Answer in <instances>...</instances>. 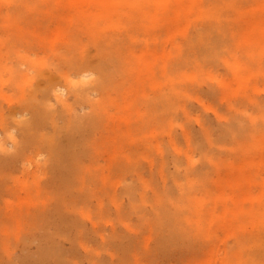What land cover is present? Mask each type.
I'll return each mask as SVG.
<instances>
[{"label":"bare ground","instance_id":"6f19581e","mask_svg":"<svg viewBox=\"0 0 264 264\" xmlns=\"http://www.w3.org/2000/svg\"><path fill=\"white\" fill-rule=\"evenodd\" d=\"M23 1L26 3L32 2V0ZM220 1L222 4L216 5L207 12L210 16H214L213 19L215 20H212L206 29L200 30L197 37L190 38L188 41V46L195 49L196 55L190 58L184 53L181 62L176 66L175 74L182 71V62L188 65L193 60L197 67L201 69L204 67L203 63L211 62L214 64L219 60L220 57L218 56L222 53V45H220L222 39L220 36L223 33H229L230 30H235L234 22L230 18L228 19L227 15L231 11H239L240 16L248 12L246 10L247 12L242 13L241 0ZM77 2H84L89 6L85 11L87 25L84 29L90 37V42L84 44L81 48L79 57L81 62L73 60L69 52H59L57 54L58 59L69 68L64 69L61 66L55 67V65H52L47 69L46 65L48 63L45 58H30L24 55L25 61L36 67V72L40 74L41 81L33 86L34 77L30 76L32 73H22L21 70H18L15 74L9 75L14 77L7 85L4 84L5 81L1 82L0 131L2 130V133L0 136L3 137H0V246L1 249L8 247V241L12 239L20 243L19 233H22L21 230L26 231L27 228V232L22 233L26 236L29 235L26 241L30 240L34 246L35 242L32 241L39 242V247H36L38 250L33 251V253L35 252L33 255L23 258L18 263L8 257L7 262L2 261L0 264H103L101 258L104 252H108L111 247L116 246L120 237L115 224H113L112 234L105 242L103 229L98 226L99 221H96V219L103 218L108 214V209L104 205L105 199L108 198L115 208V220L117 221L120 217L118 211L120 206L119 176L122 173L139 171L143 165L141 160H148L149 153L155 147L159 149L158 145L154 146L152 143V136L158 133H156V130L150 129V126L153 122L164 126L166 116L169 113L171 116L175 114L177 110L172 112L174 107H184V97H190L192 92H185L184 96L182 90L176 87V75L170 73L167 64H163L160 70V80L162 79L163 83H166V80L169 83L172 82L175 89L168 94L160 92L154 98L148 100V103L145 102L148 109L139 113L141 119L146 120L143 126H140L139 130H133L129 127L127 133H125V139L122 140L119 122L128 123L127 117L124 118V116L108 112L107 104L113 102L110 90L114 86L115 79L119 80L123 76L119 71L120 65L124 63L128 52L131 51L130 39L133 38L131 31H127L128 25H126L125 30H121V26L129 23V19L123 21L121 19L110 20V18L112 14L118 12L123 14L129 8L134 10L142 4L139 0H136V2L131 0V3L128 0H77ZM181 2L182 0L179 4ZM92 6L97 9L92 10ZM28 8L34 11L33 8ZM198 8L201 7L198 6ZM189 9V11L193 10L194 6H190ZM262 11L264 12V9ZM250 12L256 13L259 11L253 9ZM20 18L19 16V20ZM22 18L37 20L36 17H26L24 15H22ZM242 18L245 19V16ZM152 19L154 23H157V17ZM102 20L106 24H103ZM242 25L245 28V33L241 40H236V45L243 42L250 47L254 46L257 40L264 39L263 35L259 36L258 39L255 38V30L261 28L260 19L244 22ZM19 27L21 29L17 28L12 33L11 44L36 47L40 43L33 37V33L30 34L25 31L24 25ZM75 42V38L69 42L72 46L69 45L68 51L74 46ZM90 43L96 46L99 54L95 72L88 69L81 70L91 65L87 53ZM226 45L230 46V43H224L223 51L227 47ZM259 45L262 46V44ZM178 48L179 54H182L183 48L181 46ZM263 51L264 47L261 49V52ZM251 54H254V52ZM19 56L21 57L22 54L19 53ZM135 57L137 58V64L136 67L131 69V74L135 72L139 77V82L142 81L144 74H147L150 80L155 79L156 66L147 67L150 63L143 55ZM133 59H127L128 63H131ZM4 61L0 55V66L3 65ZM163 62H166V59ZM76 68L80 70L78 73L70 72V69ZM60 76L70 85H79L90 78L94 81L93 87L102 92L100 98L96 97L95 99L92 97L94 91H91L93 89L91 86L83 85L76 89L78 97L89 104L92 112L77 115L75 112L76 106L73 107L64 98L66 89L58 81ZM177 77L180 81L187 80V77L190 82L196 80L195 75H188L185 72L178 74ZM6 87L14 90L20 88V96L16 98L8 94L10 90H6ZM223 87L226 89L223 94L226 95V91L230 88H228L226 82L223 83ZM29 88H31V91L29 90L30 93H27L26 90ZM233 93L236 95L237 91ZM51 94L56 100H61L66 105V111L56 110L52 105L49 108L47 107V101ZM174 97L177 99V103H175ZM2 101L7 102L9 107L17 104L18 108L6 110ZM252 101H254L253 98L247 94L241 100H234L229 103L231 109L236 107L238 108L237 113L239 111L241 113L236 114L237 116H234L228 123L220 124L219 132L216 134L219 135L215 139L209 130L205 131L206 136L209 137L210 145L226 146L235 141L243 146L241 150L244 154H250L256 147L260 146L264 136L263 133H260L259 119L250 116V123H247L243 118V114L247 116L245 112L246 105ZM83 106L80 105L81 108ZM124 108L130 111L132 103L127 104ZM26 110L29 111V114L21 117V114H24L23 112ZM184 111L187 113L186 109ZM258 111L264 121V104H258ZM105 119L106 123L104 122ZM108 120H110V124ZM48 127L50 131L47 130ZM127 142H136L139 145L135 146L130 143L133 150L127 152L123 148L127 145ZM169 144L177 154L186 156L190 166L184 164L185 160L183 161L180 157H174L175 172L172 173L171 177L179 191V195L175 196L172 190L164 189L163 195L157 198L158 207L155 208L154 215L147 218L152 236L155 237L159 233L157 249L150 250L139 258L138 248L130 244V246L122 248L126 255L119 264H127L131 257L135 259L136 264H141L145 260L159 261L158 258L164 256L170 246L180 250V247H183L181 239L192 240L199 234L205 235L203 231L205 226L202 225V220L206 209L207 211L210 210L209 203L213 204L212 208H216L218 204L223 206L225 215L221 218L222 221H228L230 201L242 208L244 219L248 214L245 205L249 203L251 208L249 212L255 220L252 222L254 228L247 236L249 237L248 242L244 241V237L239 240L235 252L237 260L236 262L231 260L229 264H264L260 257V247L264 239V189L259 196L253 197L251 187L256 184L249 179L250 175L241 170L240 174L248 178L247 184L243 188H240V185L232 188L234 192L244 189L246 193L241 192V197L234 193L232 195L227 194L225 190L221 191L220 196L214 198L213 201L200 197L199 193L207 191V183L209 180L212 181L213 170L220 168L218 161L214 162L216 153L212 148L211 150L205 149L203 157L205 162H208L206 163L207 168H196L194 157L189 153H185L175 140L170 139ZM138 148L141 151L137 150ZM102 157L106 159H104L106 163ZM101 158L104 164H100L99 159ZM16 172H19L20 175ZM142 182L145 187L148 186L147 181ZM262 187L264 185H261ZM132 188L133 185L128 186L129 190ZM19 191L26 192V195L24 193L25 196H21ZM143 195L142 198L145 202L146 195ZM7 196H10L11 199L15 196L17 199L22 197L21 202L18 200L20 202L18 208L14 206V201L12 202L9 199L10 197ZM255 206H259V210L256 211ZM209 217L207 229L211 231L215 220L213 211L210 216L208 214V219ZM244 219L239 221V229L247 228L243 222ZM86 221L92 224L91 229H87L85 226ZM57 240L58 242L63 241L65 244L68 243L69 247L67 249L61 247L60 244L63 243L60 242L59 245H56L58 244ZM12 243L15 244V242ZM88 243H93L95 247L90 253L84 255L82 249L85 250ZM10 246L7 249L9 251ZM15 247L16 245L12 248ZM196 248L197 245L191 241L185 252H193ZM2 252L4 253V251ZM11 253L10 251V255Z\"/></svg>","mask_w":264,"mask_h":264},{"label":"rangeland","instance_id":"374dc122","mask_svg":"<svg viewBox=\"0 0 264 264\" xmlns=\"http://www.w3.org/2000/svg\"><path fill=\"white\" fill-rule=\"evenodd\" d=\"M128 1L131 3V0ZM133 1L136 2V0ZM139 2L142 6L134 8V10L129 8L123 14H119V12L112 14L110 18V20L121 19L123 21H128L129 19V23L122 25L121 30H125L126 25H128L127 31H131L133 38L130 39L131 51L128 52L124 63L120 65L119 71L123 76L119 80L115 79L113 82L114 86L110 90L113 102L107 104L108 112L124 116V118L127 117L128 123L119 122L122 140L125 139V133H127L129 127L133 130H139L140 126H143L146 120L141 119L142 117L139 113L145 112L148 109L145 102L148 103V100H151L160 92L168 94L175 89L172 86V82L169 83L166 80V83H163L162 79L160 80V70L163 64H167V69H169L170 73L176 75V87L182 90L184 96L185 92H192L190 97H184V107H174L172 112L177 110L175 114L171 116L169 113L166 116L164 126H161L157 122H153L150 126V129L156 130V133H158L152 136V143L154 146L158 145L159 149L155 147L149 153L148 160H141L143 165L139 171L122 173L119 176L118 192L120 206L118 211L120 217L117 221L115 220V208L111 205L108 198L105 199L104 203L105 208L108 209V214L103 218H95L97 222L99 221L98 226L103 229L106 238L105 242L108 241L109 236L112 234L113 224H115L120 236L116 246L111 247L108 252H104L101 258L103 264H119L121 259H124L126 255L122 248L130 246V244L138 248L139 258L150 250L157 249L159 233L155 237L152 236L150 225L147 224V218L154 215L155 208L158 207L157 198L163 195L164 189L172 190L175 196L179 195V191L171 177L172 173L175 172L174 157H180L183 161L185 160L184 164L190 166V162L186 159V156L177 154L170 146V139L175 140L185 153H189L194 157L196 168H207L206 163L208 162H205L203 157L205 149L211 150L212 148L214 153H216L214 162L218 161L220 168H216L217 170L215 171L213 170L212 181L209 180L211 182L207 183V191L199 193L200 197L213 201L224 190L227 194L232 195L234 193L238 197H241V192H245L244 189L237 192L232 190V188H236L238 185L241 186L240 188H243L247 184L248 178L240 174L241 170L250 175L249 179L256 184L251 187L253 197L259 196L264 189V187L261 188V185H264V138L260 146L256 147L254 151L250 154H244L241 150L243 146H240V143L234 141L226 146L210 145L209 137L205 134V131L209 130L215 139L219 135L216 134L219 132L220 124L228 123L234 116L241 113V111L237 113L238 108L236 107L231 109L229 103L234 100H241L245 95L249 94L254 101L246 105L247 109L245 112L247 116L243 114V118L247 123H250V116L256 117L257 120L259 119L261 125L260 133H263L262 135L264 136V121L258 111V104H264V51L261 52L262 47H264V39L257 40V43L250 47L246 46L243 42L240 45H236V40H241V37L245 33V28L242 25L244 22L260 19L261 30H255V38L258 39L259 36H264V12L262 11L264 9V0H241L242 13L248 11L243 16L239 15V11L227 13L228 19L230 18L234 22L235 30H230L229 33H223L220 36L222 39L220 42L222 53L218 56L220 58L217 62H214V64L205 62V64L203 63L204 67L201 69L197 67L193 60L188 65L182 62V71L177 74H175L176 66L181 62L183 54L185 53L190 58L196 55L195 49L188 46L189 39L197 37L200 30L206 29L212 20H215L213 19L214 16H210L207 12L212 10L216 5L222 4V2L220 0H182L180 4V0H139ZM190 6H194V9L191 11H189ZM198 6L201 8H198ZM28 7L33 8L34 11ZM88 8L89 6L84 2H77V0H32L31 3H26L23 0H0V55L5 60L3 65L0 66V88L1 82L5 81L4 84L7 85L14 77L9 75L15 74L18 70H21L22 73H32L30 76L34 77L33 86H36L41 81V76L36 72V67L28 61L26 62L24 55L30 58H45L48 63L46 65L47 69L52 65H55V67L61 66L64 69L69 68L58 59L57 54L59 52H69L73 60L81 62L79 59L81 48L84 44L90 42V37L84 29L87 25L85 11ZM91 9L95 10L97 8L92 6ZM253 9L259 12H250ZM22 15L36 17L37 20L23 19ZM19 16L21 17L20 20ZM244 16L245 19L242 18ZM153 17H157V23L153 22ZM102 23L106 24L104 20H102ZM19 24L24 25L25 31L30 34L33 33V37L40 42L36 47H28L24 44H11L12 33L17 28L21 29L19 27L21 25ZM215 34L218 36L217 33ZM74 38L76 42L68 51V47L71 45L69 42ZM42 41L43 43H41ZM228 42L230 46L226 45L227 47L223 51L224 43L227 44ZM259 44H262V46ZM180 46L183 48L182 54L178 52V47ZM163 52L165 53L164 55ZM253 52L254 54H251ZM19 53L22 54L21 57ZM87 53L89 54V60H91L89 64L91 65L81 70L88 69L91 72H95L94 70L99 60L96 46L90 43ZM141 55L150 63L147 67L156 66L155 79L150 80L147 74H144L142 81L139 82V77H137L135 72L131 74V69L136 67L137 64L135 56ZM132 58H134L133 61L128 63L127 59L132 60ZM165 59L166 62H163ZM82 64L87 65L86 63ZM79 71L77 68L70 69L71 73H78ZM52 72L54 73L55 71ZM183 72L188 75H195L196 80L190 82L188 77L185 81L178 80V74ZM167 78L170 79L169 77ZM58 81L66 89L64 95L66 102L70 103L73 107L76 106L75 112L77 115L92 112L89 104H86L78 97L76 89L79 86H91L93 88L91 91H94L92 97L95 99L102 96V92L93 87L94 81L91 78L79 85H70L61 76ZM224 82L230 88V90L226 91V95L223 94L224 90H226L223 87ZM6 88L8 91L10 90L8 94L16 98L21 94L20 88H15V90L9 87ZM29 90L31 91V88L26 90L27 93H30ZM234 91H237L236 95L233 93ZM246 92L248 93L246 94ZM174 100L177 103L175 97ZM2 103L6 110L18 108L17 104L9 107L7 102L2 101ZM47 103L49 105L46 104L48 108L52 105L56 110L66 111V105L61 100H56L52 94L49 95ZM131 103V110H125L124 107ZM81 104L84 105L82 108L80 107ZM184 109L187 110V113ZM23 113L21 117L29 114V111L26 110ZM106 119L104 120L105 123ZM108 123L110 124V120H108ZM49 127L51 128V126ZM49 127L47 130L50 129ZM1 133L2 130L0 131V135ZM130 143H133L135 146L139 145L136 142H127V145L123 146L127 152L133 150ZM102 158L99 159L101 161L100 164H104L106 160L103 158V160L105 159L103 161ZM19 172H16V174H19ZM142 177L147 181V187L142 182L144 181L141 179ZM130 185H133V188L129 190L128 186ZM24 193L26 195V192L19 191L21 196H25ZM143 194L146 195L145 202L142 198ZM10 196L7 197L9 198ZM9 199L12 202L14 201V206L18 208L17 206L21 200L17 199L16 196ZM212 206L213 204L209 203L208 207H210V210L207 211L206 209L202 220V225L205 226L203 229L205 235L199 234L192 238V240L181 239L184 249L180 247V250L183 249V251L180 252L178 248L170 246L166 254L158 258L159 261L152 262L145 260L141 264H229L231 260L236 262L237 257L235 252L239 240L244 237V241L248 242L249 237L247 236L250 235L254 228L252 222L255 219L251 215V212H249L251 210L250 204L247 203L245 205V210L248 211V214L244 219L242 217V208L230 201L228 221H222L221 217L225 215L223 206L219 204L216 208H212ZM255 209L256 211L259 210V206H255ZM212 211L214 212L215 220L213 221L211 231H209L207 229V223L210 220V217L208 219V214L210 216ZM242 219H244L243 222L246 224V229L238 228L240 225L239 221ZM15 226L17 227V224ZM15 226L13 227L15 228ZM85 226L87 229L92 228V224L88 221H86ZM25 230H21L20 232L25 233L28 229L26 228ZM22 233H19L21 245L13 239L8 241V247L11 244L13 246L16 245L14 249L12 248L13 246H10L12 257L10 251L7 250L8 247L4 248L6 250L3 248L2 250L0 246V254L3 253L2 251L5 254L7 253L6 255L3 253L0 256V262H7L9 257V259L12 258L13 261L18 263V261L33 255L38 250L36 247H39V242L32 241L35 242L34 246L30 240L26 241L29 235L26 236V234ZM99 241L102 242L101 239ZM191 241L197 245V248L193 252L186 253L185 249L190 245ZM12 242H15V244ZM59 242L57 240L58 244L56 245H59ZM60 243H63V241ZM60 245L65 249L69 247L68 243ZM263 245L264 239L260 247V257L264 261ZM94 247L93 243L86 244L85 250L84 248L82 249L83 254L90 253ZM23 249L24 251H22ZM33 251L35 252L33 253ZM247 254L249 255L248 252ZM127 264H136V261L131 257L127 261Z\"/></svg>","mask_w":264,"mask_h":264}]
</instances>
